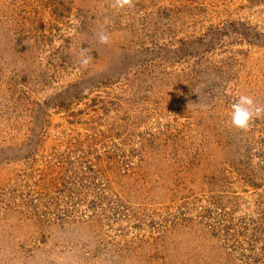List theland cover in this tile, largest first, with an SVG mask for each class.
<instances>
[{
  "label": "rangeland",
  "instance_id": "374dc122",
  "mask_svg": "<svg viewBox=\"0 0 264 264\" xmlns=\"http://www.w3.org/2000/svg\"><path fill=\"white\" fill-rule=\"evenodd\" d=\"M240 94L264 0H0V264H264Z\"/></svg>",
  "mask_w": 264,
  "mask_h": 264
},
{
  "label": "clouds",
  "instance_id": "9594fccd",
  "mask_svg": "<svg viewBox=\"0 0 264 264\" xmlns=\"http://www.w3.org/2000/svg\"><path fill=\"white\" fill-rule=\"evenodd\" d=\"M132 0H114V7L124 9L131 7ZM99 42L106 44L109 41V36L103 32L98 34ZM81 66H87L89 59L86 56L80 58ZM230 120L233 127L246 131L252 123L254 117H259L264 113V107L259 106L253 99V97L240 94L236 101L230 105Z\"/></svg>",
  "mask_w": 264,
  "mask_h": 264
}]
</instances>
